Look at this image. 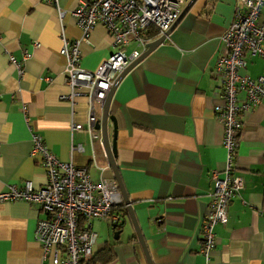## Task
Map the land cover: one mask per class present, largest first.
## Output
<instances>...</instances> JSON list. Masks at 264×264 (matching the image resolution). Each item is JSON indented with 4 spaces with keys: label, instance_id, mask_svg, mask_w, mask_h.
Returning <instances> with one entry per match:
<instances>
[{
    "label": "crops",
    "instance_id": "crops-1",
    "mask_svg": "<svg viewBox=\"0 0 264 264\" xmlns=\"http://www.w3.org/2000/svg\"><path fill=\"white\" fill-rule=\"evenodd\" d=\"M55 1L0 0V193L26 182L36 189L46 185L40 157L31 156L33 133L61 161L86 168L93 181L115 179L102 132L90 131L89 99L77 97L75 105L64 99L71 89L62 35L83 37L73 14L86 0ZM238 3L198 0L113 98L117 166L153 264H205L200 250L212 174L223 177L227 160L224 125L215 113L222 100L214 69ZM135 49L132 41L128 54ZM81 51V67L95 72L114 54L113 36L99 25ZM246 60L242 74L264 76V58L248 54ZM102 117L98 109L97 120ZM109 130L112 142V123ZM235 173L244 189L229 206L228 224L216 227L212 262L264 264V100L244 117ZM41 217L26 202L0 204V264H44L36 241ZM92 228L98 241L88 264H149L128 211L118 240L110 222L96 220Z\"/></svg>",
    "mask_w": 264,
    "mask_h": 264
},
{
    "label": "built area",
    "instance_id": "built-area-1",
    "mask_svg": "<svg viewBox=\"0 0 264 264\" xmlns=\"http://www.w3.org/2000/svg\"><path fill=\"white\" fill-rule=\"evenodd\" d=\"M189 0H86L74 12L83 32L80 40L62 35L60 54L66 59L65 74L71 94L64 99L75 105L77 97L90 102V131L96 130V111L102 110L116 80L147 50L148 33L154 29L159 37L169 32L178 21ZM50 4L55 0H48ZM264 0H239L234 20L222 38V53L214 75L220 80L222 103L215 113L224 125V148L227 152L225 170L214 172L215 187L210 197V211L203 222L200 253L205 264H213L217 247L216 227L227 225L229 206L244 189V179L235 173L237 148L244 127V117L264 100V76L253 78L242 74L247 67L246 56L264 58V22L261 14ZM105 26L114 39L115 52L95 72L81 67V45L88 43L94 29ZM137 49L128 54L131 42ZM23 76L22 65L11 58ZM24 111L26 107L24 106ZM28 121V119H27ZM82 125L74 130L82 131ZM32 157H40L47 178L43 188L31 182L22 187L10 185L0 193V204L26 202L39 208L36 241L43 250L44 264H88L93 260L98 234L92 223L107 221L121 224L116 213L124 204L116 180L95 182L86 168L63 162L45 145L43 138L32 134Z\"/></svg>",
    "mask_w": 264,
    "mask_h": 264
},
{
    "label": "water",
    "instance_id": "water-1",
    "mask_svg": "<svg viewBox=\"0 0 264 264\" xmlns=\"http://www.w3.org/2000/svg\"><path fill=\"white\" fill-rule=\"evenodd\" d=\"M198 0H189L188 5L186 6V8L182 11L178 21L176 22V24L172 27V29L167 32L165 35L161 36L160 38H158L157 40L150 42L147 45V50L140 56V58H138L133 64H131L122 74H120V76L118 77V79L116 80L115 84L113 85L106 101L105 104L103 106V117L101 120L96 122V131L97 132H102V144L107 156V160L109 163V166L112 168L114 175H115V180L118 184L120 193L123 197L124 200V204L127 207V211L129 213L131 222L136 230V233L138 235V239L140 241V244L144 250V253L147 257V260L149 262V264H153L152 260L150 258L148 249H147V245L145 242V239L143 237V234L141 232L140 226L136 220L135 214L133 212V208H132V202L130 200V197L126 191V188L124 186V183L122 181L118 166H117V135H118V125L116 122V119L114 118V116L111 115L110 113V109H111V105L113 102V98L115 95V92L118 88V86L120 85V83L123 81V79L138 65L140 64L144 59H146L152 52H154L161 44H163L166 39L170 36V34L172 33V31L176 28V26L181 22V20L187 15V13L192 9V7L196 4ZM110 123L113 124L114 127V135H113V141L111 142V137H110ZM125 226V222L122 224H114L113 225V229L115 231V238L118 240L119 239V235L121 233V231H116L118 228H122V230L124 229Z\"/></svg>",
    "mask_w": 264,
    "mask_h": 264
},
{
    "label": "trees",
    "instance_id": "trees-1",
    "mask_svg": "<svg viewBox=\"0 0 264 264\" xmlns=\"http://www.w3.org/2000/svg\"><path fill=\"white\" fill-rule=\"evenodd\" d=\"M148 37H149L150 40L151 39L155 40V39H157L159 37V32L157 30L152 29V30L149 31ZM125 208H126V206L123 205L118 210H116L118 212L119 216L122 219V224L125 222L126 216H127V210ZM91 262H93V260Z\"/></svg>",
    "mask_w": 264,
    "mask_h": 264
},
{
    "label": "rangeland",
    "instance_id": "rangeland-1",
    "mask_svg": "<svg viewBox=\"0 0 264 264\" xmlns=\"http://www.w3.org/2000/svg\"><path fill=\"white\" fill-rule=\"evenodd\" d=\"M111 227V226H110Z\"/></svg>",
    "mask_w": 264,
    "mask_h": 264
}]
</instances>
